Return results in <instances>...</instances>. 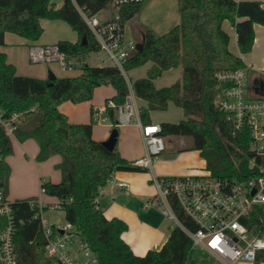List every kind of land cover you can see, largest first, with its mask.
I'll list each match as a JSON object with an SVG mask.
<instances>
[{"label":"trees","instance_id":"16d2710c","mask_svg":"<svg viewBox=\"0 0 264 264\" xmlns=\"http://www.w3.org/2000/svg\"><path fill=\"white\" fill-rule=\"evenodd\" d=\"M111 0H63L56 8L54 0H0V109L8 112H27L18 125L15 136L19 141L29 138L39 144L37 160L42 162L58 154L61 180H45L49 196L56 197L65 212L66 220L73 223L81 237L98 256L101 264H189L194 252L192 238L178 225L171 226L168 237L160 248L149 249L137 255L123 238L128 224L121 218H107L98 204V196L116 171H145L122 156L118 147L107 149L93 136V123H74L60 110L66 101L74 103L91 100L97 87L111 84L115 94L106 99L117 104L129 95L128 81L114 65L85 63L77 76H63L54 80L20 75L16 66L8 61L1 47L5 33L19 34L35 42L44 33L41 19H60L77 33L78 40H60V49L69 58L89 55L100 50L95 35L87 25L80 9L96 15ZM146 0L127 2L119 6L124 26L140 12ZM180 22L167 32L156 35L145 29L143 48L134 52L125 68L144 65L152 61L148 75L132 81L136 95L147 101L140 107L144 123L150 121L152 110H166L173 102L183 108L186 118L178 122L161 123V134L184 136L185 144L178 150H199L206 160V168L214 177L243 179L251 175L248 167L252 155L251 133L248 128L234 133V126L227 114L220 110L215 100L220 93L216 74L221 71L247 68L240 55L230 49V35L223 28L229 20L236 28L241 53L252 50L255 40V23L264 25V7L257 0H178ZM240 18H242L240 20ZM35 44V43H33ZM183 67L181 79L175 83L156 87L154 80L163 71ZM249 69V74L255 72ZM255 90L264 92V82L256 77ZM116 121L114 109L109 110ZM117 126H113L115 128ZM118 128V127H117ZM0 188L7 194L11 167L6 158L14 152L13 139L0 130ZM259 161H263L260 157ZM17 231L15 234L18 264H52L45 255V239L39 231V222L29 199L14 200ZM173 207L178 217L192 230L198 228L177 202ZM243 221L253 232L264 236V213L254 210ZM34 225V238L28 239L26 231ZM257 261H264V250L257 254Z\"/></svg>","mask_w":264,"mask_h":264},{"label":"built area","instance_id":"2783aa9c","mask_svg":"<svg viewBox=\"0 0 264 264\" xmlns=\"http://www.w3.org/2000/svg\"><path fill=\"white\" fill-rule=\"evenodd\" d=\"M142 0H111L113 7L123 3ZM80 12L99 42L100 50L108 54L123 74L125 64L136 52L138 42L134 39L124 43V26L119 15L101 20L96 15ZM29 61L32 64L57 63L62 70L72 71L75 65L62 51L58 43H35L29 47ZM249 69L237 68L216 74L220 93L215 103L224 111L234 126V133L248 128L251 133L252 155L248 167L251 175L243 179L214 177L205 168L200 173L152 177L158 194L150 205L161 207L163 214L174 226H180L193 240V247L207 250L222 264H241L256 262L259 251L264 250V236L249 229L245 218L254 210L264 213V95L252 90L249 83ZM125 102L117 104L108 100L102 106L92 109V123L123 127L135 124L142 128L146 146L145 154L134 160L135 166L152 170L154 162L166 150V137L161 134V124L144 123L140 109L134 98L132 86ZM113 108L116 121L109 110ZM27 112L0 109V130L9 137L16 138L18 125ZM4 155L0 149V161ZM262 157L263 161H259ZM112 178L108 180L110 182ZM126 187V182H121ZM103 191V189H102ZM101 191V192H102ZM41 185L40 195L29 199L34 210V218L39 222V231L45 239V255L52 264H101L89 243L84 240L72 222L49 220L45 212L49 208L61 209L59 200L48 201ZM177 200L184 212L193 219L198 228L192 230L177 215L173 200ZM3 188H0V264H18L15 234L17 231L15 212Z\"/></svg>","mask_w":264,"mask_h":264},{"label":"crops","instance_id":"0c3cea01","mask_svg":"<svg viewBox=\"0 0 264 264\" xmlns=\"http://www.w3.org/2000/svg\"><path fill=\"white\" fill-rule=\"evenodd\" d=\"M257 1H260L262 3V6L264 7V0ZM54 2L56 8H59L63 4V0H54ZM137 15L138 13L134 17H136ZM112 16V14H107L100 19L106 20L111 18ZM134 17L132 19H134ZM241 19L242 18H240V20ZM61 21L62 20L60 19H41V24L44 27V34L39 40L35 42H32L16 33H5V44L1 47V49L7 54L8 61L16 66L18 74L34 76L42 79L49 78L48 73L49 70H51L49 69V65H34L32 63L30 64L28 56L29 47L33 43H56L60 40H65L57 30V28L61 25ZM223 28L230 35L229 46L231 51H233L237 55H240L247 66L251 69H253V66L250 65V62H253L254 64H256V66L259 67L263 66L264 68V25L255 23L254 45L252 50L248 53H241L238 46V34L236 28L229 20H225L223 22ZM145 29L151 28L142 25L141 29L139 30V33L141 34L140 38H142ZM48 30L54 32V35H52V37L46 36ZM151 30L153 31V29ZM68 38V40L72 42H76L78 40V37L75 35V33L70 35ZM73 59L74 57H72L71 60L73 61L75 68L72 71L77 69L76 63ZM78 59L79 63L81 64L80 72H78L76 75L69 76H77L81 74L83 72V65L85 63H88L86 59L79 57ZM106 60L107 59H103L101 63H98L96 65H113L112 62L108 63V61ZM152 66L153 62L149 61L144 65L132 68L127 72H132L135 75L133 80H135L137 78L147 76L148 71ZM58 68L59 71H61L60 75H57L52 70L58 77L67 76L63 72H72L62 70L60 67ZM182 75L183 67L180 65L163 71L160 76L155 78L154 83L156 87L168 86L181 79ZM127 76L128 73H126V79L128 78ZM132 81L130 85L132 86V91L138 108L140 109V107L142 106H147V101L139 98L136 95L132 85ZM114 94L115 89L112 88L110 93L104 95L103 101L95 102L93 101V98L85 102L83 101L84 105L86 106L84 109L82 108V110L79 106H75L69 111L65 107H63L62 104L60 105V110L68 115L71 122H92V109L95 106L104 105L106 103V99L112 97ZM83 103H81L80 105H83ZM173 107H175V109H181V111L177 110L178 112L176 119H174L173 117H168L169 112L152 110L150 112L149 122L161 124L165 121L178 122L181 119L186 118V114L183 108L176 106L173 102H170L166 110L173 111ZM94 124L95 123H93L94 138L99 141L108 139L113 126L109 124H98L100 128L97 132L95 131ZM118 130L119 135L116 146L118 147L122 156L130 161H134L142 157L146 152L142 128L135 124H132L129 126L118 127ZM170 137L171 136H167L166 141H171L172 139H170ZM13 147L14 152L11 155L7 156L6 160L11 167L12 181L13 183L16 181L18 182V184H16V186H13V184L11 185L9 179V191L7 195L10 200L14 201L18 199H31L38 197L40 195L42 182L45 181V176L49 178L48 180H51L53 182H59L61 180V171L59 169V164L62 160V157L60 155L55 154L50 156L45 161H38L36 158L40 147L38 142L33 138H29L25 141H19L17 138H13ZM203 160L206 163V160ZM205 168L206 166L202 168L198 165V161L196 160V158L191 155V150H177L176 152L171 151L167 153L164 152L156 160V162H154L153 169L149 172L132 170L116 171L112 177V180L108 182V184L103 188V191L98 196L97 201L107 218L111 219L113 217H118L127 222L128 229L123 233V238L131 246L134 253H136L137 255H145L149 249L160 248L164 244L168 237L169 230L172 226V222L165 217L162 211H160L159 209H150V207H152L153 205H150L149 202L154 200L156 194L155 187L152 184V177L154 175L169 176L183 175L187 173H200L204 171ZM121 182H126L127 186L122 187L120 185ZM45 196L55 201L57 200L56 197L49 195ZM256 262H246L242 264H255Z\"/></svg>","mask_w":264,"mask_h":264},{"label":"rangeland","instance_id":"374dc122","mask_svg":"<svg viewBox=\"0 0 264 264\" xmlns=\"http://www.w3.org/2000/svg\"><path fill=\"white\" fill-rule=\"evenodd\" d=\"M107 14H112V15H119V7H113L111 3H108L102 10H100L96 16L98 18H102L103 16H106ZM120 16V15H119ZM180 22V12H179V6H178V0H146L142 7L140 12L134 19H130L126 21L125 26H124V43L127 44L130 40L134 39L138 42L142 41V38H140V33L139 30L141 29L142 25H145L146 27H149L153 29V31L157 34H163L167 32L171 27L177 25ZM59 31L60 35H62V38L65 40H68L69 36L75 33V35L78 37V33L65 21H61V25L57 28ZM44 34V33H43ZM42 34V35H43ZM54 35V32H51L48 30L47 37H52ZM42 37V36H41ZM57 43V42H56ZM246 57V56H245ZM83 59H86L88 63L90 64H98L101 63L103 59H107L108 63H111L112 60L108 59V54L105 51L99 50V51H94L90 53L87 56L82 57ZM74 62L76 63L77 69H75L72 72H63L65 75H76L78 72H80V67L81 64L79 63L78 57H74ZM253 66V70H255L254 74L249 76V83L251 85L252 90H255L253 83L256 77L260 78L264 82V68L263 66H256L253 62H250ZM31 64V63H30ZM41 64H46L49 65V69L53 70L57 75H60L61 71H59V65L57 63H41ZM40 64V65H41ZM35 65V64H34ZM128 70H125V77L126 73H128V78L127 81L129 84L135 77V75L132 72H127ZM49 74V73H48ZM114 89L113 85L111 84H102L101 86L97 87L94 93L93 101L95 102H100L103 101V97L105 94L110 93L111 89ZM258 93L264 95V92L262 93V90H258ZM85 102V101H84ZM83 102H78L74 103L72 101L66 100L62 103L63 107H65L67 110L73 109L75 106H79L82 110L84 109L86 105H80ZM171 110H160V112H169L168 117H173L176 119L177 117V110L181 109H175L173 107ZM95 131H99V125L94 124ZM168 139V138H167ZM170 139L171 141L168 140L166 141V150L165 152H176L180 146H183L185 144L186 138L184 136H171ZM183 141V142H182ZM179 151V150H178ZM191 155H193L196 160L198 161V165L201 166L202 168L206 166L205 161L203 160L200 151L198 150H191ZM156 162V161H155ZM14 171V170H13ZM149 172L150 170H145L143 172ZM22 176V175H21ZM10 184L13 186H16L18 182L12 181V172L10 173ZM20 178V176H19ZM49 178L45 176V180H48ZM19 181V180H18ZM153 184V183H152ZM155 187V185L153 184ZM156 190V195L158 194L157 189ZM43 198H45L48 201H55L53 199H50L49 197L43 195ZM152 210L159 209L162 211L165 209V206L161 207H156L152 206L150 207ZM45 216L49 218V220L54 221L56 219H60L61 221H66L65 217V212L62 209H53L49 208L45 212ZM174 222H172V226H174ZM35 229V226L32 225L28 227L26 231V237L28 239H33L35 234H33V230ZM193 261H191L189 264H222L221 261L216 259L215 257L211 256V254L205 250L202 249L201 247H195L193 255H192ZM246 263V262H241ZM255 264H264V261H257Z\"/></svg>","mask_w":264,"mask_h":264},{"label":"water","instance_id":"95a60500","mask_svg":"<svg viewBox=\"0 0 264 264\" xmlns=\"http://www.w3.org/2000/svg\"><path fill=\"white\" fill-rule=\"evenodd\" d=\"M142 48H143V42L142 41L138 42L137 49L141 50ZM55 78H56V74L52 70H49V79L54 80ZM118 135H119L118 128L117 127L113 128L108 139L102 141V144L107 149L113 150L116 147L118 141Z\"/></svg>","mask_w":264,"mask_h":264}]
</instances>
